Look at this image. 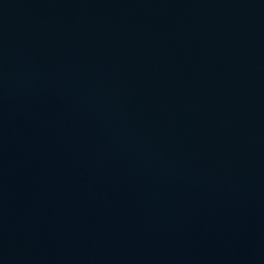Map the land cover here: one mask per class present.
Listing matches in <instances>:
<instances>
[{"label":"water","instance_id":"1","mask_svg":"<svg viewBox=\"0 0 264 264\" xmlns=\"http://www.w3.org/2000/svg\"><path fill=\"white\" fill-rule=\"evenodd\" d=\"M0 264H264V0H0Z\"/></svg>","mask_w":264,"mask_h":264}]
</instances>
